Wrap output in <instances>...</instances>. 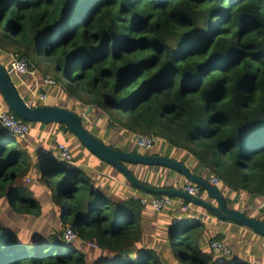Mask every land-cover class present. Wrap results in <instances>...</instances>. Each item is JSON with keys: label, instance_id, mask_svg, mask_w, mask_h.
Listing matches in <instances>:
<instances>
[{"label": "trees", "instance_id": "16d2710c", "mask_svg": "<svg viewBox=\"0 0 264 264\" xmlns=\"http://www.w3.org/2000/svg\"><path fill=\"white\" fill-rule=\"evenodd\" d=\"M13 57L26 59L29 72L44 57L64 93L53 105L79 106L73 112L103 143L127 152L116 136L152 137L154 155L175 149L182 163L193 157L191 173L214 175L224 197L244 193L264 214V0H0V63L10 67ZM21 142L0 126V199L38 217L43 208L24 180L33 163ZM158 143L168 152H156ZM40 170L49 190L63 174L59 218L98 253L66 244L62 233L19 232L0 216V264H164L165 250L180 264H251L204 250L224 238L206 229L203 214L218 218L213 212L177 203L147 232L138 200L111 198L58 156L44 157ZM182 180L165 187L192 183ZM236 199L225 197L230 209Z\"/></svg>", "mask_w": 264, "mask_h": 264}, {"label": "crops", "instance_id": "0c3cea01", "mask_svg": "<svg viewBox=\"0 0 264 264\" xmlns=\"http://www.w3.org/2000/svg\"><path fill=\"white\" fill-rule=\"evenodd\" d=\"M9 70V68H8ZM34 71L33 72H29V74H26V76H30L31 79H23L21 78L22 83H20V90L19 92H22V98L29 104L33 105V104H37L36 101H40L43 104H38V105H53V101H58V100H62L64 97V93L63 91L60 89L59 86H56L55 89L52 86H48V87H43V79L39 80V81H35L33 80L34 78ZM15 77L19 76H25V75H20V74H13ZM56 90H58V92H56ZM40 91L42 93L47 94V100L45 101H41L38 97V93H40ZM1 94V93H0ZM52 95H54V97H52ZM5 102V101H4ZM75 104L76 103H71ZM6 105V103H5ZM68 109L67 107H63ZM8 107L6 105V108L1 109V111H5L7 110ZM69 110H75V111H81V108H79V106H74V108H71ZM47 125V124H46ZM49 128H50V133L56 137V136H64V138H66L67 133H70L68 130H64L63 128L59 127L57 124H48ZM72 134V133H71ZM100 135H102L105 138V132L99 133ZM73 135V134H72ZM75 137V136H73ZM78 140V139H77ZM117 140V139H116ZM28 138L25 140L24 143H26V147L28 145V147L30 146V144H27L28 142ZM57 140H55L56 142ZM119 143L121 144V147L126 149L127 152L132 153L134 150H136V148H138L135 144V141H132L131 143H128L127 139L123 140V137L120 135V140H118ZM58 144H65L68 146V148L70 149L69 144L62 140V141H57L55 143L56 145V149L58 152ZM79 145L80 144L79 142ZM162 145V143H161ZM83 146V145H82ZM27 147V149H28ZM84 150L82 152L83 156H81V160L77 157H75V155L71 152L72 157H73V164L75 166H78V163L83 162L84 165H86L87 168L92 169L93 171H95V175L94 177H91L94 181V185L97 186L98 188L102 189L108 196H110L111 198H114L115 200H121V199H128V198H134L136 196H142V195H153V194H149L146 193L140 189H137L136 187L133 188V185L126 179V177L119 172L116 168H114L113 166L107 164L106 162L100 160L99 158H97L95 155H93L92 153H90L84 146H83ZM139 149V148H138ZM170 149V148H169ZM168 147L164 146L162 148H157V150H155L156 152H168ZM71 150V149H70ZM141 150V149H140ZM136 152L140 153V154H146V155H154V150L150 151V152H145L143 150L141 151H137ZM179 150H169V158H176L177 161H179ZM48 156H52V157H57V153L54 152V150H50V149H46L44 150V152H42L41 156L47 157ZM157 156V155H154ZM161 156V155H160ZM166 157V156H165ZM42 159H39V163L40 160L42 161ZM32 163L33 165L38 163L37 161L35 162V159L33 157H31ZM72 164V165H73ZM188 168H194L195 166V160L193 157H188V159L186 160V162L184 163ZM128 167L130 168L131 172L134 174V176L143 182L148 183V185H153L152 187L155 188H166L165 186H169L171 184H176L178 182L183 181L182 177L178 175L179 173L177 172H170L169 169L164 168V167H156V166H146V167H139L137 165H128ZM32 171V172H31ZM31 173H33V168L31 169ZM184 182V181H183ZM149 185V186H150ZM219 190V188H218ZM220 192V191H219ZM49 193V191H48ZM205 195V194H204ZM224 195L226 198L230 199V200H235L236 198H238V201H234L232 204L234 205V208L241 211V212H245L246 215L250 216V217H255L254 215H252L249 211L254 210L259 208V206H261V202L255 203L254 201L251 200V198H249V196H247L246 194L242 193V194H236L232 191H228L226 190L224 192ZM49 196V195H48ZM154 196H159V195H154ZM208 197V196H207ZM207 197L205 198V196H203V199H207ZM38 199V198H37ZM45 199H49V197H45ZM39 200V199H38ZM175 200H177L179 203L182 202V199L179 198H175ZM237 200V199H236ZM40 202V200H39ZM49 203V202H48ZM47 203V204H48ZM42 208L43 205L40 202ZM197 208V207H196ZM199 209V208H198ZM196 210L197 212H200V214H203V212L201 210ZM165 213H160L153 210L151 207L149 206H144L143 210H142V218H143V223L144 226L146 228V231H158V229L160 228V226H162V222L163 221H167L168 218H165V216L163 215ZM59 215V214H58ZM205 224H206V229L213 234H222L224 236L222 242L227 244L228 246L230 245L228 242H232V239H235L236 236V243L240 242V239L243 238H249L253 239L255 241H250L253 245V250L256 253V256L253 258V261L249 262L248 260L249 257L247 256V254H245V252H247L245 246H242L241 249H243V253L242 255H240L239 253L234 252L232 256L237 257L238 259L244 260L246 262H249L251 264H254L257 261H262L264 262V237L255 234L251 229L247 228V227H243V226H239L233 222H229V221H222L219 218H214L211 217L209 215H205ZM235 235V236H234ZM233 237V238H232ZM204 250L206 252H213L212 250H210L209 248V243L206 242L204 245ZM216 253V252H215ZM166 254L169 256L168 258L166 257ZM217 254V253H216ZM218 255V254H217ZM231 255V254H230ZM163 256H164V264H180L179 261L172 257L171 251L170 250H165L163 252ZM223 256V255H221ZM227 257V256H226Z\"/></svg>", "mask_w": 264, "mask_h": 264}, {"label": "water", "instance_id": "95a60500", "mask_svg": "<svg viewBox=\"0 0 264 264\" xmlns=\"http://www.w3.org/2000/svg\"><path fill=\"white\" fill-rule=\"evenodd\" d=\"M0 93L7 107L17 117L28 123L57 124L64 126L90 153L116 168L137 189L153 195H166L186 200L192 205L199 206L200 208L215 213L222 221L234 222L264 237V221L250 217L239 210L230 209L225 197L219 192L218 188L212 186L200 176L191 173L184 163L165 156L146 155L138 152L130 153L113 149L92 135L84 127L82 117L72 110L51 105L30 106L22 98L11 79V74L2 63H0ZM91 110L92 107L88 106L86 113L88 114ZM129 164L139 167H164L176 171L182 174L188 181L203 188L208 198L215 203L207 199L189 195L179 188H155L144 184L134 176L128 167Z\"/></svg>", "mask_w": 264, "mask_h": 264}, {"label": "rangeland", "instance_id": "374dc122", "mask_svg": "<svg viewBox=\"0 0 264 264\" xmlns=\"http://www.w3.org/2000/svg\"><path fill=\"white\" fill-rule=\"evenodd\" d=\"M1 63H2V65L5 66L6 69L9 68V64L7 62H1ZM31 71L35 72L33 80L39 81V80L49 76V74H52L53 69L50 67L48 61L44 57H41L40 61L39 60L34 61L33 69ZM26 74H29V73H26ZM26 74H20V75H25V76H22V77L19 76V78L15 77L13 74H11V79H12L13 83L15 84V86L17 87L18 91L20 90L19 84L22 83L21 78H23V79H31L32 78V77L30 78V76H26ZM54 86H57V85L55 84ZM54 86H52V87L55 89ZM56 92H58V90H56ZM20 94L22 95V92ZM52 97H54V95H52ZM36 103L37 104H34V105L43 104L42 102H40L38 100L36 101ZM3 108L5 109L6 105H5L3 96L0 94V110ZM93 114H92L93 115L92 116L93 122H98L96 119V118H98V115H96L95 112ZM82 115L84 118L87 115L86 111ZM84 120L86 121L87 119L84 118ZM86 123H88V122H86ZM29 127H30V131H29V134L27 136L29 141L27 142V144H30V146L28 147V145H27V147H28V149H27L26 143H24V142H21L20 145L23 148V150H25L30 155V157H33L35 159V162L37 161L38 163L33 165V173H31L32 171L29 172L27 174V176L24 178V180H25L26 185L29 186L30 189H32L33 196L35 198H38L40 200V202L42 204H44L43 209H42V213L38 217L31 216V215H18L14 212V210L11 207H9L6 199H0V216L2 217L3 221H5L6 225L18 228L19 232L25 233V232H33V231L40 230L41 232L47 233V235L52 234V233L61 234L65 231V229L67 227H65L64 224L61 222V220L59 218L60 212L58 211V208L55 205V203L59 201L58 198H59V195L61 193L60 192V185L62 183L63 174H60L58 176V178H57L58 181L55 179L54 184L50 186V190H49L47 188V186L44 183H42L40 180L41 170H40L39 159L43 158V156H41V154H42V152H44L45 148L50 149V150H54V152L57 153V155H58L56 145H55V143L57 141H62V140L66 141L70 146V149H71L70 151L75 155V157H77V159L79 158L80 160H81V156H83L82 152H83L84 148L82 145H79V141L77 140L76 137H73L74 135H72L71 133H67L66 138H64V136L62 137L61 135L54 137L50 133L51 131H50L49 126L46 124L30 123ZM116 137H117V140H120L119 135ZM55 140H57V141L55 142ZM123 140H124V138H123ZM128 143H130V142H128ZM156 147L159 150V148L164 147V145L163 144L161 145V143H158L156 145ZM136 150L141 151L138 148H136ZM40 162H41V160H40ZM78 165L89 176L94 177V175L96 174L95 171H93L90 168H87L86 165L83 164V162L78 163ZM48 191H49V193H48ZM45 197H49V199L47 200V199H45ZM207 199H209V198L207 197ZM209 200L211 202H213V200H211V199H209ZM213 203H215V202H213ZM62 206L63 205L60 202V207L62 208ZM257 209L251 210L249 212L250 213L252 212L251 214L254 215L255 217L260 216V215L263 216L264 214H261V213H260V215H258V213L256 211ZM239 241H240L239 243L238 242L236 243V236H235V239H232V242H228L230 244L229 248L231 249V255L227 256V258L234 255L233 253L236 251H237V253L242 255V253L244 251H243V249H241V247L245 246V248L247 250V252H245V254H247V256L250 259L248 261L249 262L253 261V258L256 256V253L253 250L254 247L250 241H255V240L250 239V241H249V238H243V239H240ZM210 242H208V243L210 244ZM73 243L76 244L77 246L81 247L83 250H85L88 254H90L92 256H96L98 253L97 251L95 253L91 252V250L86 248L80 240H76L75 242H72L71 244H73ZM166 257L168 258L169 256L166 254ZM220 257L224 258L226 256H220ZM163 258H164V256H163Z\"/></svg>", "mask_w": 264, "mask_h": 264}, {"label": "built area", "instance_id": "2783aa9c", "mask_svg": "<svg viewBox=\"0 0 264 264\" xmlns=\"http://www.w3.org/2000/svg\"><path fill=\"white\" fill-rule=\"evenodd\" d=\"M8 71L10 74L29 73L27 60L18 57H13ZM42 84L43 87H48L54 86L56 82L51 76H47L43 78ZM38 97L41 101L47 100V94L45 93H38ZM0 126L14 134L21 140H26L30 131L29 124L26 121L17 117L12 111H9L8 109L0 112ZM154 143V139L149 136L138 135L135 138L136 146L145 152L152 150L154 147ZM57 156L58 160L68 164H73V157L67 145L58 144ZM208 182L215 187L220 184L219 179L214 175H211L209 177ZM181 190L194 197L202 198L201 187L197 184L185 183L182 185ZM134 199L138 200L141 205L150 206L153 210L157 212L171 208L175 204L179 203L177 200H175V198L166 195L154 196L144 194L139 197L136 196L134 197ZM179 204L181 205V209L184 211H189L192 208V204L190 203L183 204L182 202H180ZM62 235L63 241L66 244H71L72 242H75L78 239L76 234L70 228H66ZM88 245L92 248L97 247L96 244L93 243H89ZM209 247L212 251L216 252L219 255L229 256L231 254V249L229 248V246L221 241L213 240L210 242ZM254 264H264V262L257 261Z\"/></svg>", "mask_w": 264, "mask_h": 264}]
</instances>
